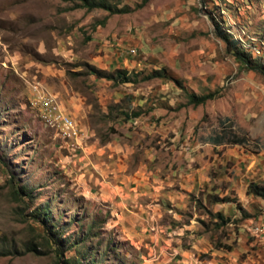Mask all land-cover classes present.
Here are the masks:
<instances>
[{
    "label": "rangeland",
    "instance_id": "1",
    "mask_svg": "<svg viewBox=\"0 0 264 264\" xmlns=\"http://www.w3.org/2000/svg\"><path fill=\"white\" fill-rule=\"evenodd\" d=\"M108 1L126 11L0 0V264H264V200L245 192L264 181V78L214 28L264 62V0ZM158 68L183 88L140 79ZM16 185L29 194L14 198ZM41 205L67 239L61 256L32 217Z\"/></svg>",
    "mask_w": 264,
    "mask_h": 264
},
{
    "label": "trees",
    "instance_id": "2",
    "mask_svg": "<svg viewBox=\"0 0 264 264\" xmlns=\"http://www.w3.org/2000/svg\"><path fill=\"white\" fill-rule=\"evenodd\" d=\"M72 3L74 7H82L87 10L99 8L105 10L108 14L113 13H121L125 12L126 9L117 7L116 4L111 3L108 0H68ZM145 1V0H143ZM104 19L99 22V24H103ZM215 24V34L224 42L225 49L230 52L237 61H239L240 65L246 69L254 71L260 74L264 78V62L260 60V56H252L249 49L244 48L241 44H239L238 40L231 37V35L220 28L217 23ZM87 65V64H86ZM87 72L90 74L95 75L96 77H104L109 80H113L115 82L123 83V82H132L135 80V76L137 73L129 74L124 69L115 68L111 71H104L102 69L96 68L92 65H87ZM164 77L169 80H172L178 87L183 88L181 83L177 81V79L172 78L169 76L164 69L158 68L153 69L148 72L146 75L142 76L140 79H151V78H160ZM216 94V91L206 92L203 94H195L193 92L185 93L186 100L188 103L192 105H198L204 103L208 99H212ZM121 114L124 115L125 118H130V116L135 117L138 115V112H131L127 114L126 112L120 111ZM226 134L222 135H215L212 137L211 141L213 145L222 144L225 142ZM229 138V142L233 144H241L243 143L244 139L239 137L235 134H232ZM28 189L24 185H16L12 187L11 195L15 198L19 196L28 195ZM245 192L253 197L260 198L264 200V181H248L246 183ZM232 201L227 197H217L214 195L211 201ZM32 217L40 223V227L42 228V240L46 244V246L54 252L55 256L62 255V247H67L66 238L60 236V232L58 227L51 221V210L48 206L41 205L36 211H33ZM216 216L222 220V216L220 213H216ZM24 251H31L37 253L38 250L36 249V242H32L27 240L24 243ZM1 254H10L8 249L1 250ZM66 264H95L94 259L86 258L87 263H81L74 259H65L63 260Z\"/></svg>",
    "mask_w": 264,
    "mask_h": 264
},
{
    "label": "built area",
    "instance_id": "3",
    "mask_svg": "<svg viewBox=\"0 0 264 264\" xmlns=\"http://www.w3.org/2000/svg\"><path fill=\"white\" fill-rule=\"evenodd\" d=\"M62 129L68 135L77 136L79 129L76 127V122L70 116L61 113V123Z\"/></svg>",
    "mask_w": 264,
    "mask_h": 264
},
{
    "label": "bare ground",
    "instance_id": "4",
    "mask_svg": "<svg viewBox=\"0 0 264 264\" xmlns=\"http://www.w3.org/2000/svg\"><path fill=\"white\" fill-rule=\"evenodd\" d=\"M59 115H57V117H58ZM59 119V118H58ZM60 119H61V116H60Z\"/></svg>",
    "mask_w": 264,
    "mask_h": 264
}]
</instances>
